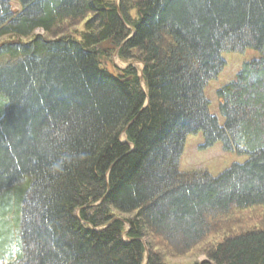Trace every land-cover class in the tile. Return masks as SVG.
Returning <instances> with one entry per match:
<instances>
[{"label": "trees", "instance_id": "trees-1", "mask_svg": "<svg viewBox=\"0 0 264 264\" xmlns=\"http://www.w3.org/2000/svg\"><path fill=\"white\" fill-rule=\"evenodd\" d=\"M200 133L248 160L181 172ZM148 238L264 264V0H0V264H165Z\"/></svg>", "mask_w": 264, "mask_h": 264}, {"label": "rangeland", "instance_id": "rangeland-1", "mask_svg": "<svg viewBox=\"0 0 264 264\" xmlns=\"http://www.w3.org/2000/svg\"><path fill=\"white\" fill-rule=\"evenodd\" d=\"M12 6L14 7V14H17V12L20 10V6L16 2H12ZM81 28L82 25H78L74 30L79 31ZM104 47H107V45H104ZM222 57L226 62V67L217 79L210 82L206 88L205 94L207 99L210 101L211 114L216 116L219 123L223 125L225 120L219 112L217 91L235 81L242 65L245 62L258 59L260 54L254 50H247L242 54L224 53ZM106 60L107 62L105 65L108 66L107 69L109 71L114 69L123 70L129 65L134 67L136 66L140 70L143 67V64L137 61H124L119 57L118 51H116L110 56L109 59ZM203 143L204 139L202 133L187 137L179 164V169L181 172L207 170L213 176H217L230 168L233 164H243L248 160V157L246 156H239L234 153L225 152L220 143L214 145L211 148L202 149L201 146ZM254 215H256V213L243 214L240 219V224L244 223L245 220H252L251 218H253ZM257 216L261 217V213ZM261 220H259L260 223ZM246 227L249 228L251 225ZM148 239V241L151 242L150 244L152 245V249L155 252L162 253L161 255L165 264H194L195 262L201 263L205 260H208L206 252L209 250L211 245V240L209 239H205L202 243L184 254H179L173 249L171 250L167 247V245L164 246L162 240L156 241L151 240V238ZM146 251L147 255L148 250Z\"/></svg>", "mask_w": 264, "mask_h": 264}, {"label": "bare ground", "instance_id": "bare-ground-1", "mask_svg": "<svg viewBox=\"0 0 264 264\" xmlns=\"http://www.w3.org/2000/svg\"><path fill=\"white\" fill-rule=\"evenodd\" d=\"M146 103H148V101L146 102ZM211 113V112H210ZM216 117V116H215Z\"/></svg>", "mask_w": 264, "mask_h": 264}]
</instances>
